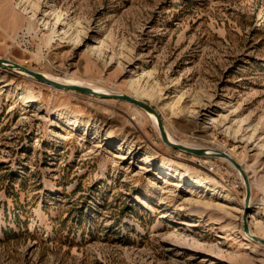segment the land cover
<instances>
[{
  "label": "rangeland",
  "instance_id": "obj_1",
  "mask_svg": "<svg viewBox=\"0 0 264 264\" xmlns=\"http://www.w3.org/2000/svg\"><path fill=\"white\" fill-rule=\"evenodd\" d=\"M263 9L0 0L1 60L122 95L135 81L173 139L241 165L251 199L242 213L237 168L217 157L203 171L153 114L0 67V264H264L240 226L264 236Z\"/></svg>",
  "mask_w": 264,
  "mask_h": 264
},
{
  "label": "bare ground",
  "instance_id": "obj_2",
  "mask_svg": "<svg viewBox=\"0 0 264 264\" xmlns=\"http://www.w3.org/2000/svg\"><path fill=\"white\" fill-rule=\"evenodd\" d=\"M262 16H263V21H262V23H264V9H263V13H262ZM59 20V19H58ZM262 23H259V25H262ZM65 32V31H64ZM54 31H52L51 32V38L53 37V36H55L54 35ZM49 37V39H50V41H51V38ZM73 41V40H72ZM3 61V63L4 64H0V67H5L6 69H5V72L6 73H9V74H14V75H22L23 74V70H19V66H17V65H15V64H13V63H11V62H9V61H4V60H2ZM38 74V73H37ZM52 76V75H51ZM66 76V75H65ZM55 78V77H54ZM52 79V78H50V77H48L47 76V78L46 79H48V80H50V81H52V82H55V83H57V84H60V85H63V86H79V87H84V88H88V89H90V90H92L96 95H94V96H100V95H122V94H119V93H117L118 91L116 90H114V89H106V88H104V87H102V86H98V85H96V84H91V83H82V82H74V81H70V79H68L67 77H62L60 80L59 79ZM58 78V77H57ZM128 88L131 90V94H128L127 96H129V97H131V98H134V99H138V98H140V96L143 94V95H148V96H151V93L150 92H148V91H140L139 90V88H137V83L135 82V81H130L129 83H128ZM78 93V92H77ZM153 94V93H152ZM75 95V94H74ZM91 96V95H90ZM153 97V96H152ZM155 98H156V96H155ZM156 101L158 102L159 101V99H156ZM133 109H134V107H132ZM158 112H159V114H161V111H160V109H158ZM188 116V115H187ZM159 119L161 120V118L159 117ZM151 120L153 121V122H155L156 123V116H154V114L151 116ZM190 121V124H191V122L192 123H194V124H198L197 123V121H196V119L194 118L193 119V117L192 118H190V120H188V122ZM166 133H167V137H168V140L171 142V143H173V144H176L177 146H181V147H184V148H188V149H204V150H206V152H205V154L204 155H200V156H196V155H194V154H190V157H198V158H200V160H201V164H198V166L204 171V167H205V165H207V167L208 166H212V159L213 158H217L216 156H214V154L215 153H217V152H220V153H226L225 151H223V150H221V149H219V148H217V147H214L213 145L212 146H203V147H197V146H193V145H191V144H189V143H184V142H181V141H179V140H175V139H173L169 134H168V131H166ZM179 151H182V150H179ZM226 154H228V153H226ZM229 155V154H228ZM222 158V157H221ZM232 158V157H231ZM225 159V158H224ZM190 161V160H189ZM228 161V160H227ZM191 162V161H190ZM197 162V161H196ZM196 164V163H195ZM239 164V163H238ZM231 165H233L232 163H231ZM241 166V165H240ZM211 168V167H210ZM235 168V167H234ZM200 169V170H201ZM206 169V168H205ZM243 169V168H242ZM210 170V169H209ZM238 170V169H237ZM244 170V169H243ZM239 171V170H238ZM200 172H202V171H200ZM244 172H245V170H244ZM203 173V172H202ZM246 173V172H245ZM198 174V173H197ZM203 175H205L207 178H210L209 177V174H207V172H205V173H203ZM247 176V175H246ZM204 180V179H203ZM206 180V179H205ZM211 181H212V178H211ZM203 182V181H202ZM191 183H189V185H190ZM213 184V183H212ZM214 185H216V184H214ZM200 188V187H199ZM207 188V187H206ZM204 191V190H203ZM251 199H250V197H249V199H248V201L247 202H245V197L243 198V200H241V206H242V209H243V211H242V213L244 212V211H246V210H248L249 209V207H250V201ZM261 203V202H260ZM252 205V204H251ZM243 221H244V219H243V214H241V216H240V226L242 225V223H243ZM256 221V220H255ZM250 225V224H249ZM249 230H250V228H249ZM250 233L252 234V232H251V230H250ZM244 235H246L245 233H244ZM253 235V234H252ZM259 240L261 239V240H264V236H262V237H257Z\"/></svg>",
  "mask_w": 264,
  "mask_h": 264
},
{
  "label": "water",
  "instance_id": "obj_3",
  "mask_svg": "<svg viewBox=\"0 0 264 264\" xmlns=\"http://www.w3.org/2000/svg\"><path fill=\"white\" fill-rule=\"evenodd\" d=\"M0 64H4L1 59H0ZM19 69L23 70L25 73L30 75V77H32V79H34L35 81L46 84V85L51 86L53 88H56L59 90L60 89L71 90V91L86 94V95H96L92 90H90L88 88L79 87V86H63V85L57 84L55 82H52V81L44 78L42 75L34 73V72L24 68V67L20 66ZM100 96H101L100 98H108V99H114V100H118V101H124V102H127V103L139 108L143 112L154 114L157 118L158 131H159L160 137H161L164 144H166V145H168L174 149L182 150L183 152L192 153L196 156H200V155L205 154L206 150H204V149H188V148L177 146L176 144L171 143L168 140L166 128L162 124V121L158 118L155 110L152 107H150L148 104H146L145 102L131 98L127 95H100ZM214 156L225 158L226 160L231 162L239 170V172L242 176L244 190H245V202H247L249 197H250V183H249L248 177L246 176V173L244 172L242 167L233 158H231L228 154H226L224 152L223 153L217 152L214 154ZM244 218H245V220L242 223L243 233H245L246 236L250 240H252L254 242H260V244L264 245V240H261V239L259 240L256 236H254L250 233V230H249V227L247 224V218L246 217H244Z\"/></svg>",
  "mask_w": 264,
  "mask_h": 264
}]
</instances>
